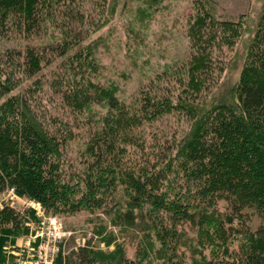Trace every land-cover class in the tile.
<instances>
[{
    "label": "trees",
    "instance_id": "1",
    "mask_svg": "<svg viewBox=\"0 0 264 264\" xmlns=\"http://www.w3.org/2000/svg\"><path fill=\"white\" fill-rule=\"evenodd\" d=\"M107 2L0 0V40L22 42L54 28L65 31L62 39L0 48V191L15 186L53 212L94 210L128 199L153 229L164 264H184L179 229L191 209L214 208L224 199L236 214L245 207L264 216V4L234 98L201 108L221 69L208 52L188 60L183 71L174 69L173 80H163L168 86L143 89L129 102L93 80L97 63L91 41L83 37L102 25ZM193 28L203 41L214 32L222 34L221 42L240 32L238 22L206 10ZM48 66L53 73L45 85L41 77ZM51 94L56 102L50 103ZM95 97L107 102L105 113L79 124L76 116ZM172 111L185 117V128L146 130ZM77 133L83 134V149L72 157L68 145ZM11 215L2 210L0 226ZM223 250L228 259L216 264H264V225L249 232L244 249Z\"/></svg>",
    "mask_w": 264,
    "mask_h": 264
},
{
    "label": "rangeland",
    "instance_id": "2",
    "mask_svg": "<svg viewBox=\"0 0 264 264\" xmlns=\"http://www.w3.org/2000/svg\"><path fill=\"white\" fill-rule=\"evenodd\" d=\"M263 4L264 0H108L102 25L93 32L85 30L83 37L86 43L91 41L97 63L92 78L111 89L119 100L129 102L143 89L155 92L168 86L163 80L172 81L174 69L183 71L188 60L195 62L193 59L201 57L202 52H208L221 69L200 103L201 108L220 99L230 101ZM205 10L216 19L238 22L239 35L221 42L222 34L214 32L203 41L193 26L196 16ZM97 11L98 8L93 12ZM64 33L54 28L29 41L0 40V48L62 39ZM75 49L73 45L68 51ZM52 69H43L41 82L45 85ZM48 99L56 102L57 97L51 94ZM106 109L105 99L95 97L76 118L80 124L103 115ZM57 111L61 110L55 106ZM186 126L185 117L172 111L145 128L165 132ZM83 142L82 133L69 142L72 157L83 149ZM12 188L0 191V212H12L0 226V236L11 229L0 242V264H122L130 260L164 264L165 251L153 229L141 221L139 208L128 199L111 200L106 207L94 210L53 212L39 201L19 194L15 186ZM191 214L179 229L178 252L184 264H216L228 259L224 248L228 246L230 252L244 249L249 232L264 225V216L254 209L244 207L236 214L224 199H219L214 208L191 209Z\"/></svg>",
    "mask_w": 264,
    "mask_h": 264
},
{
    "label": "built area",
    "instance_id": "3",
    "mask_svg": "<svg viewBox=\"0 0 264 264\" xmlns=\"http://www.w3.org/2000/svg\"><path fill=\"white\" fill-rule=\"evenodd\" d=\"M12 189H14V187Z\"/></svg>",
    "mask_w": 264,
    "mask_h": 264
}]
</instances>
